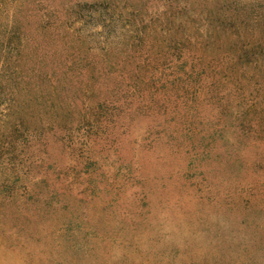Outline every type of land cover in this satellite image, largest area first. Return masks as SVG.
I'll list each match as a JSON object with an SVG mask.
<instances>
[{
    "label": "rangeland",
    "instance_id": "374dc122",
    "mask_svg": "<svg viewBox=\"0 0 264 264\" xmlns=\"http://www.w3.org/2000/svg\"><path fill=\"white\" fill-rule=\"evenodd\" d=\"M189 1L207 11L203 0ZM98 2L105 5L100 10L86 6ZM173 7L170 0H30L18 14L33 68L25 78L34 88L26 111L41 128L35 156L50 173L70 166L78 184L70 191L52 181L19 197L0 183V264H138L170 246L185 251L192 264L217 258L264 264L256 250L264 247V231L244 228L226 213V198L237 193L264 206V125L215 124L216 110L202 105L189 137L183 104H166L164 97L175 93L159 90L170 88L164 80L175 78L170 70L156 91L130 94L103 66L142 59V48L130 50L136 27H206L192 13L168 22ZM253 82L240 92L241 101L260 110L264 82L255 92L260 85ZM50 90L49 108L42 109L33 97ZM150 98L155 103L147 108ZM6 106L0 100V127L9 118ZM132 173L144 190L126 186ZM249 233L261 240L247 249L246 238L238 241Z\"/></svg>",
    "mask_w": 264,
    "mask_h": 264
},
{
    "label": "trees",
    "instance_id": "16d2710c",
    "mask_svg": "<svg viewBox=\"0 0 264 264\" xmlns=\"http://www.w3.org/2000/svg\"><path fill=\"white\" fill-rule=\"evenodd\" d=\"M29 1L0 0V100L7 104L6 116H9L7 123L0 127V183L19 197L31 188L53 185L52 181L69 187L70 191L73 190L72 185L78 184L77 178L70 179L71 175L68 173L70 166L66 171L57 169L50 173L48 167L44 168V160L35 156L40 152L35 136L41 128L36 126L35 122H31L30 114L26 111L30 106L27 95L34 88L25 78L33 73V68L27 65L25 36L18 28L17 18ZM203 2L207 4L205 6L207 11L202 10L200 13L189 0H170V3L174 4V11L169 12L166 20L171 22V19L179 15L192 13L200 15L197 20H203L206 27H143L141 30L136 27L131 31L132 35L130 34V50L134 54L138 48H142V59L131 58L130 61L121 64L108 60L103 66L106 71L110 70V74L114 73L124 81L125 88L130 94L142 88L147 92L150 88L156 91L158 89L156 84L162 81L163 76L175 75L170 82L168 77L164 78L170 88L161 85L159 90L165 88L175 93L172 92L173 96L164 97L163 101L165 100L166 104H178L177 100L183 104L184 113L181 119L183 124H187L189 137L194 134V128L190 125L197 120L198 108L202 105L211 106L216 110L215 124L220 123L228 127H241L249 123L264 125V98L260 103V110H254L253 105H245L241 101L240 95L242 90L249 89L252 81L254 85L257 83L260 85L254 92L258 91L264 82V0H203ZM86 6L91 8L89 10L96 8L100 10L105 5L104 2H98ZM107 47L103 45L104 49ZM43 64L39 62L37 65L38 76L42 75ZM168 70L169 74L166 73ZM149 73L159 77L152 79L153 75L148 76ZM148 77L149 79H146ZM50 92L52 91L38 95V98L33 97L42 109L49 108L48 101L52 98ZM248 97H251L249 100L252 99L251 91ZM154 103L152 98L150 106L145 107L152 108ZM162 106L167 105L160 104L161 108ZM62 127L66 128L65 125ZM131 175L133 184L127 182L126 186L129 189L144 190L145 185L136 180L137 174ZM65 176L67 180H63ZM114 185L115 181L109 183L112 188ZM241 192L247 193L249 190ZM144 194L142 198H146ZM226 199L227 203H230L226 207V213L230 218L239 220L244 224V228L249 224L264 231L263 203L251 201L252 199L246 196L241 197L240 193ZM131 201L133 207L138 208L137 199ZM218 210L219 206L214 207L213 212ZM200 221L204 223L205 218L200 217ZM128 230L133 232L132 224L128 225ZM233 239L238 241L237 238ZM242 240L247 242L249 249L248 244L251 241L261 239L258 238V234L254 236L249 233L242 235L238 242L241 243ZM219 241L221 242L220 239ZM256 250L264 259V247L260 246ZM260 250L262 255L259 253ZM192 263L194 262L189 260L185 251H178L170 246L159 255L148 257L145 263L142 260L138 264ZM214 264H226V261L217 258ZM241 264L255 263L244 260Z\"/></svg>",
    "mask_w": 264,
    "mask_h": 264
}]
</instances>
